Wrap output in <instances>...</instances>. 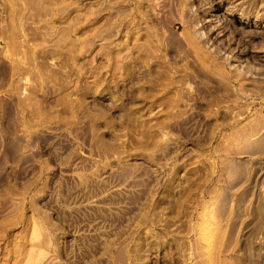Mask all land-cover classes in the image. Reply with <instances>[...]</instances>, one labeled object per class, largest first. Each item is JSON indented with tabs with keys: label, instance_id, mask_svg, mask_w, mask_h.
<instances>
[{
	"label": "rangeland",
	"instance_id": "1",
	"mask_svg": "<svg viewBox=\"0 0 264 264\" xmlns=\"http://www.w3.org/2000/svg\"><path fill=\"white\" fill-rule=\"evenodd\" d=\"M0 264H264V0H0Z\"/></svg>",
	"mask_w": 264,
	"mask_h": 264
}]
</instances>
